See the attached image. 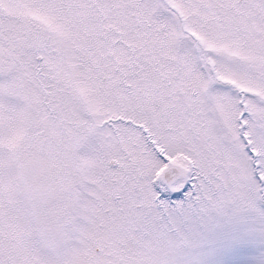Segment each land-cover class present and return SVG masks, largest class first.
<instances>
[{"label":"rangeland","instance_id":"rangeland-1","mask_svg":"<svg viewBox=\"0 0 264 264\" xmlns=\"http://www.w3.org/2000/svg\"><path fill=\"white\" fill-rule=\"evenodd\" d=\"M0 264H264V0H0Z\"/></svg>","mask_w":264,"mask_h":264},{"label":"flooded vegetation","instance_id":"flooded-vegetation-1","mask_svg":"<svg viewBox=\"0 0 264 264\" xmlns=\"http://www.w3.org/2000/svg\"><path fill=\"white\" fill-rule=\"evenodd\" d=\"M118 119H122V118L119 117ZM123 120L126 121V119H125L124 117H123ZM166 171L170 172V175H172V174H171V169L166 170ZM168 174H169V173H168ZM168 178H169V175H168ZM186 184L188 185V182H187ZM180 190H181V189H180ZM180 190L176 189V190H174V191L178 192V193H177V196L179 195V196L183 197V193H182Z\"/></svg>","mask_w":264,"mask_h":264},{"label":"water","instance_id":"water-1","mask_svg":"<svg viewBox=\"0 0 264 264\" xmlns=\"http://www.w3.org/2000/svg\"><path fill=\"white\" fill-rule=\"evenodd\" d=\"M168 171H165L164 173H163V176H162V178L166 181L167 179H168Z\"/></svg>","mask_w":264,"mask_h":264}]
</instances>
